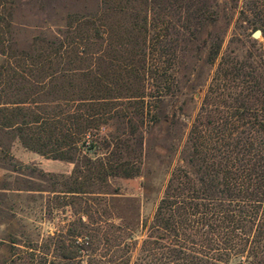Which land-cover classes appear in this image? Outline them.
Returning <instances> with one entry per match:
<instances>
[{
    "label": "trees",
    "instance_id": "1",
    "mask_svg": "<svg viewBox=\"0 0 264 264\" xmlns=\"http://www.w3.org/2000/svg\"><path fill=\"white\" fill-rule=\"evenodd\" d=\"M219 8V0H102L97 13L72 18L54 39L36 36L28 50L6 44L11 22L0 15V161L23 174L2 138L12 133L27 149L74 162L61 191L94 194L100 207L98 221L86 200L79 211L88 220L66 230L57 262L47 244L14 235L2 242L4 264H264V0H243L239 12L263 40L248 39L243 58H221L185 163L170 171L142 240L117 216L109 183L140 173L139 129L161 121L156 109L176 95L179 55L217 26ZM203 43L215 63L223 37L209 30ZM112 120L128 130L100 139Z\"/></svg>",
    "mask_w": 264,
    "mask_h": 264
},
{
    "label": "rangeland",
    "instance_id": "2",
    "mask_svg": "<svg viewBox=\"0 0 264 264\" xmlns=\"http://www.w3.org/2000/svg\"><path fill=\"white\" fill-rule=\"evenodd\" d=\"M220 20L216 27H209L189 44L184 55H179L175 73V96L165 98L156 109L161 121L154 125L143 124L144 135L140 173L133 178H110V188L117 190L113 198L117 216L135 223L139 240L146 236L142 223L152 218L163 196L172 168L184 164V156L190 150L188 133L197 115L202 99L221 58H243L249 50L248 39L254 38L252 26L240 14L243 0H219ZM102 0H0V15L9 16L10 26L4 32L6 44L28 50L36 36L54 39L67 28L72 18L97 13ZM217 31L223 37V45L215 63L207 61L208 46L203 41L208 32ZM4 56L0 53V63ZM169 120H164V115ZM125 124L112 120L104 124L100 139L110 134L128 130ZM5 146L13 156V163L21 164L22 173L13 170L9 160L0 161V264L8 256L2 244L10 236L22 242L31 240L49 246V261L59 260L61 242L72 222L79 217L87 221L80 208L90 204L93 219L98 220L100 209L96 195L72 196L64 193L61 182L69 180L75 163L53 159L25 148L14 134H3ZM105 151L101 149L100 152ZM18 170V169H17ZM42 171L44 173H42ZM94 198V199H93ZM49 261L46 264H50ZM82 264H87L84 259ZM230 264H235L231 262Z\"/></svg>",
    "mask_w": 264,
    "mask_h": 264
},
{
    "label": "water",
    "instance_id": "3",
    "mask_svg": "<svg viewBox=\"0 0 264 264\" xmlns=\"http://www.w3.org/2000/svg\"><path fill=\"white\" fill-rule=\"evenodd\" d=\"M253 36L254 38H259L262 36V30L261 29H257L253 32Z\"/></svg>",
    "mask_w": 264,
    "mask_h": 264
}]
</instances>
